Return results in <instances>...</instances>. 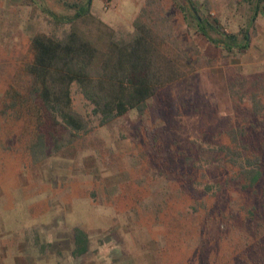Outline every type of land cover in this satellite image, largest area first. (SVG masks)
Instances as JSON below:
<instances>
[{"label": "rangeland", "instance_id": "1", "mask_svg": "<svg viewBox=\"0 0 264 264\" xmlns=\"http://www.w3.org/2000/svg\"><path fill=\"white\" fill-rule=\"evenodd\" d=\"M185 2L92 0L77 26L102 50L144 7L161 10L184 75L106 124L73 83L88 126L35 159L34 118L10 104L27 89L32 37L63 38L72 24L58 20L76 8L0 0V264H264V180L244 187L246 170L264 173V1L192 0L214 38L248 30L233 53L197 32ZM75 227L89 241L78 256Z\"/></svg>", "mask_w": 264, "mask_h": 264}, {"label": "trees", "instance_id": "2", "mask_svg": "<svg viewBox=\"0 0 264 264\" xmlns=\"http://www.w3.org/2000/svg\"><path fill=\"white\" fill-rule=\"evenodd\" d=\"M185 1L179 5L180 11L193 16L197 32L209 42L222 46L228 53L249 48L247 29L240 34L214 38L211 34L215 31L214 26L192 0ZM64 3L76 8L74 16L58 20L72 24L71 30L63 38L45 33L32 37L34 57L25 68L29 77L27 89L25 94L16 93L15 101L10 104L15 107L21 102L22 108L27 107L26 113L34 118L33 141L29 148L35 159L49 146L60 147L66 133L74 136L75 132L87 128L88 122L71 106L73 83L79 85L84 97L94 105V112L101 116L102 124H106L130 110L143 113L161 87L184 75L168 47L173 42V33L162 23L164 18L158 8L144 7L134 21V32L126 38L113 36L107 48L102 50L77 26L78 21L90 17L92 0L75 4L64 0ZM259 168L245 171L250 180L245 188L264 180V173ZM73 235L75 248L72 255H83L89 250L88 236L79 227L74 228Z\"/></svg>", "mask_w": 264, "mask_h": 264}]
</instances>
